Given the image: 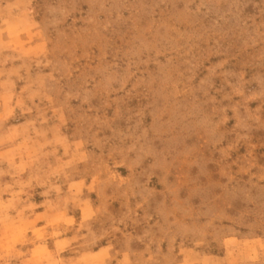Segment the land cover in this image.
Segmentation results:
<instances>
[{
    "label": "rangeland",
    "instance_id": "1",
    "mask_svg": "<svg viewBox=\"0 0 264 264\" xmlns=\"http://www.w3.org/2000/svg\"><path fill=\"white\" fill-rule=\"evenodd\" d=\"M0 264H264V0H0Z\"/></svg>",
    "mask_w": 264,
    "mask_h": 264
}]
</instances>
